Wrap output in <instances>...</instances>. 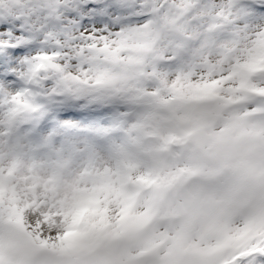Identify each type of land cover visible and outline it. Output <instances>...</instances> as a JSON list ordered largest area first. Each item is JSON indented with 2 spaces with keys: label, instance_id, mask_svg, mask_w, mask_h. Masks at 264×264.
Masks as SVG:
<instances>
[{
  "label": "snow or ice",
  "instance_id": "6c2138e0",
  "mask_svg": "<svg viewBox=\"0 0 264 264\" xmlns=\"http://www.w3.org/2000/svg\"><path fill=\"white\" fill-rule=\"evenodd\" d=\"M0 264H264V0H0Z\"/></svg>",
  "mask_w": 264,
  "mask_h": 264
},
{
  "label": "rangeland",
  "instance_id": "374dc122",
  "mask_svg": "<svg viewBox=\"0 0 264 264\" xmlns=\"http://www.w3.org/2000/svg\"><path fill=\"white\" fill-rule=\"evenodd\" d=\"M85 158L83 157H80V158H77L74 163L79 166L80 164H82L84 162Z\"/></svg>",
  "mask_w": 264,
  "mask_h": 264
}]
</instances>
